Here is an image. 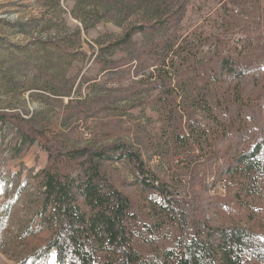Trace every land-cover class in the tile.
I'll list each match as a JSON object with an SVG mask.
<instances>
[{"label":"rangeland","instance_id":"374dc122","mask_svg":"<svg viewBox=\"0 0 264 264\" xmlns=\"http://www.w3.org/2000/svg\"><path fill=\"white\" fill-rule=\"evenodd\" d=\"M139 1L125 0L123 18L114 24L111 19H100L96 0L79 4L71 0H0V114L29 120L34 129L47 132L51 138L58 137L72 147L90 143L105 145L119 140L130 142L139 147L147 169L160 182L170 187L177 185L181 191L195 182L194 190L209 205L206 220L210 225L245 227L264 236V172L258 177L259 189L247 192L238 185L230 187L226 178L215 180L214 172L211 176L212 171L223 166L235 153L247 151L255 142L264 145V71L261 70L264 0H154L160 5L155 16L145 15ZM162 12L172 16L167 31L136 35L124 53L102 51V46L118 42L129 29L152 26ZM226 16L232 22L228 27H225ZM195 34H201L204 39L220 37L223 56L234 45L246 48L240 59H245L242 66L247 75L237 83H227L230 87H217L221 92L239 89L240 102L228 103L227 117H221L226 119L225 135L215 144L218 161L212 167L203 161L189 164L181 157L160 162L158 157L147 153L148 147L156 145L166 115L164 109L150 102L164 95L140 96L128 103L115 101L138 81L150 78L148 73L154 71V63L163 55L162 46L166 41L171 39L186 45V40H189L187 44L195 41ZM62 39L72 42L71 48L62 44L59 49L47 43ZM208 43L199 51L204 47V54L208 52L211 56L215 47L209 49ZM139 55V61L124 66L121 71L115 69L114 73L104 72L96 63L99 57L101 62L118 61L121 66ZM209 55L199 58L208 59ZM214 63L215 60L207 63L204 69L215 70ZM143 69L146 70L142 72ZM94 83L98 86L94 87ZM70 90L69 97L53 94V91L65 94ZM87 98L99 100L98 109H93L90 118L72 116L77 112L73 109L77 104L70 106L69 102ZM106 98L111 103H106ZM171 100L177 105L180 102L176 96ZM181 110L177 114L185 124L191 115ZM7 125L13 128L12 132L0 136V264H42L37 259L33 263L30 257L45 246L50 235L42 231L35 219L42 196L28 179V171L35 174L45 169L49 165L48 155L35 143L18 158H12L15 137L11 133L17 129L14 123ZM104 172L130 199L142 221L148 222L146 193L130 186L134 178L129 167L106 164ZM214 182L217 184L212 188ZM189 199L184 202L191 205ZM54 258L55 253L51 252L48 264H55Z\"/></svg>","mask_w":264,"mask_h":264},{"label":"trees","instance_id":"16d2710c","mask_svg":"<svg viewBox=\"0 0 264 264\" xmlns=\"http://www.w3.org/2000/svg\"><path fill=\"white\" fill-rule=\"evenodd\" d=\"M71 1L79 4L91 0ZM96 1L100 19L120 23L127 7L125 0ZM139 4L145 15L155 16L159 12L160 5L154 0H140ZM74 16L84 23L81 17ZM171 18V14H160L152 26L133 27L118 42L105 48L101 44V49L124 53L132 46L136 35L167 31ZM227 20L225 27L232 25L229 17ZM193 37L195 41L187 44L189 40H186V45L171 39L166 41L162 46L163 55L154 63V71L148 73L150 78L138 81L134 88L125 91L115 101L128 103L140 96L164 95L150 102V105L164 109L166 115L156 145L148 147L147 153L158 157L160 162L181 157L189 164L203 161L212 167L213 162L218 161L215 144L225 135L226 119L221 117H227L228 103L240 102L239 89L228 88L221 92L217 87H230L227 83H237L247 75L242 66L245 59H240L246 48L234 45L223 56L220 37L209 38L211 40L204 39L201 34ZM212 40L215 42L210 43ZM47 43L59 49L62 44L72 46V42L64 39ZM205 43L209 49L215 47L211 56L208 52L204 54V47L199 51ZM200 55H209V58H199ZM140 57L121 66L118 61L101 62L99 57L96 63L104 72L114 73L115 69L121 71L124 66H132ZM214 60L215 70L207 72L205 66ZM261 70L264 71V64ZM97 86L94 83V87ZM53 94L69 97L71 90L65 94L53 91ZM174 96L180 99L178 105L171 100ZM105 101L111 103L107 98ZM97 102L99 100L95 98L69 102L70 106L77 104L73 108L77 112L72 116L90 118L93 109H98ZM180 110L190 112L185 124L177 114ZM7 123H14L17 129L11 133L15 137L12 158H18L35 143L48 155L49 165L45 169L35 174L28 171V179L42 196L35 219L40 222L42 231L50 235L45 246L31 254L33 263L37 259L48 264L49 255L54 252L55 264H264L263 235L240 226L210 225L206 220L209 205L194 190L195 182L183 191L177 185L170 187L160 182V178L147 169L139 147L130 142L119 140L105 145L90 143L72 147L58 137L51 138L47 132L34 129L29 120L7 113L0 114L1 137L2 133L12 132L13 128ZM106 164L129 167L134 178L130 186H137L146 193L144 202L148 204V222L142 221L133 210L130 199L106 176ZM196 169L194 166L193 170ZM213 172L215 180L226 178L230 187L238 185L243 192L259 189L258 177L264 172V145L255 142L247 151L232 155L223 166L212 171L211 176ZM216 184L212 183L211 187L215 188ZM187 198H190L191 205L184 202Z\"/></svg>","mask_w":264,"mask_h":264}]
</instances>
